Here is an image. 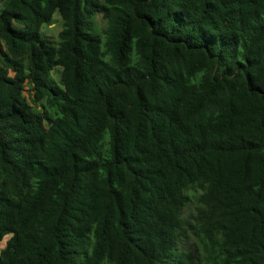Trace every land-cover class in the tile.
<instances>
[{"label":"trees","instance_id":"1","mask_svg":"<svg viewBox=\"0 0 264 264\" xmlns=\"http://www.w3.org/2000/svg\"><path fill=\"white\" fill-rule=\"evenodd\" d=\"M0 264H264V0H0Z\"/></svg>","mask_w":264,"mask_h":264},{"label":"rangeland","instance_id":"2","mask_svg":"<svg viewBox=\"0 0 264 264\" xmlns=\"http://www.w3.org/2000/svg\"><path fill=\"white\" fill-rule=\"evenodd\" d=\"M99 26L103 27L104 23L101 22L100 20H98ZM63 27V20L60 16V13L57 11L54 15L53 20L48 23V24H44L42 27V33L50 38L51 40H53L55 43H57L58 38H59V33L62 30ZM55 77L57 79H60V70L57 69L55 71ZM195 214V203L191 202L188 204V206L186 207L185 211H184V217L188 222H193V216ZM6 241V240H5ZM4 241V242H5ZM192 241H186V245H190Z\"/></svg>","mask_w":264,"mask_h":264}]
</instances>
